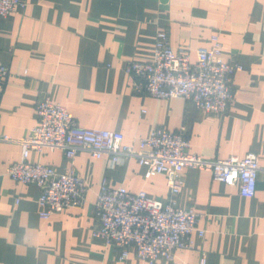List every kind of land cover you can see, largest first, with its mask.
Here are the masks:
<instances>
[{"label": "crops", "instance_id": "0c3cea01", "mask_svg": "<svg viewBox=\"0 0 264 264\" xmlns=\"http://www.w3.org/2000/svg\"><path fill=\"white\" fill-rule=\"evenodd\" d=\"M26 6L0 15V63L8 74L0 88V264H149L92 236L95 199L101 180L165 198L166 175L144 176L134 156L111 163L109 156L62 149L31 150L28 160L72 169L89 186L84 204L47 218L39 214L40 188L7 173L21 156L19 140L36 124L35 105L50 98L65 106L79 125L138 138L162 127L185 126L190 151L205 158L257 155L261 169L253 196L238 185L188 168L178 204L201 214L192 247L153 264H264V0H24ZM171 46L208 49L218 34L225 58L242 69L233 76V97L225 112L206 113L191 100L157 98L132 88L129 60L152 58L157 31ZM4 136L10 139H5Z\"/></svg>", "mask_w": 264, "mask_h": 264}, {"label": "built area", "instance_id": "2783aa9c", "mask_svg": "<svg viewBox=\"0 0 264 264\" xmlns=\"http://www.w3.org/2000/svg\"><path fill=\"white\" fill-rule=\"evenodd\" d=\"M25 6L24 0H0V15L6 16ZM211 39V47L195 50L192 59L190 47L181 45L174 50L168 32L157 31L151 60H129L125 64L132 88L157 98L191 100L206 113L225 112L233 97V76L242 65L224 57L218 34ZM7 74L8 67L0 63V88ZM35 116L36 124L19 140L20 159L8 166L7 173L16 182L34 183L40 188L38 203L42 218L67 207L82 206L89 186L72 169L60 172L52 165L30 162L31 150L59 148L68 158L86 151L95 158L109 156L111 163L134 156L146 166V178L157 173L166 175L165 198L149 196L145 190L133 192L124 185H112L107 177L101 180L94 203L96 224L92 236L116 248L119 260L133 255L153 264L159 258H171L178 248L192 247L193 232L204 236L205 230L198 226L201 214L178 204L188 168L209 170L214 179L238 185L242 196L255 194L261 166L254 152L205 158L190 151L191 139L185 126L177 131L157 127L148 136L139 137L138 148H134L123 143L120 131L79 125L73 114L49 95L38 99ZM204 263L203 255L200 264Z\"/></svg>", "mask_w": 264, "mask_h": 264}]
</instances>
